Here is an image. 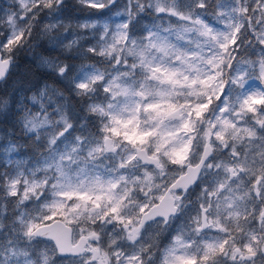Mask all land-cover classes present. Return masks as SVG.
<instances>
[{
    "label": "snow or ice",
    "instance_id": "6c2138e0",
    "mask_svg": "<svg viewBox=\"0 0 264 264\" xmlns=\"http://www.w3.org/2000/svg\"><path fill=\"white\" fill-rule=\"evenodd\" d=\"M78 2L100 17L77 22L86 48L54 35L66 0L0 9V81L37 26L100 58L39 56L65 88L17 102L33 155L0 134V264H264V0Z\"/></svg>",
    "mask_w": 264,
    "mask_h": 264
},
{
    "label": "rangeland",
    "instance_id": "374dc122",
    "mask_svg": "<svg viewBox=\"0 0 264 264\" xmlns=\"http://www.w3.org/2000/svg\"><path fill=\"white\" fill-rule=\"evenodd\" d=\"M119 2L123 3L124 0H119ZM13 4H14V0H0V9H9V6H11ZM69 5H70L69 13H64V16H65V24H68V21H71L70 27L68 28L67 32L65 31L64 28H61L59 30V32L54 33V35H56L62 39L66 36L67 38L64 39V44H67L69 41L74 39L77 35H83V36L87 37L85 39L80 40V45L84 46L85 48L90 44H95L96 41L91 38L90 31L79 29L76 25H77L78 21L83 22L86 19H98V18H100L99 15L97 14V10L88 9V8L84 7L83 5H81L78 2V0H66V6H69ZM65 12H66V10H65ZM82 14H85V16H80ZM90 14H92V15H90ZM0 15H3V13L0 12ZM41 20L43 22H47L44 20L43 16L41 17ZM174 21H175V18H173V22ZM0 33H3V35H0L1 41H3L5 39V37L8 35V28H7L6 24H0ZM30 43L33 45L32 50H28L27 48L20 50L19 53L17 54L16 59L21 54L27 55L28 59H30L40 71L47 72L46 69H44L43 67L40 66L39 56H41V54L38 53L41 50H45L48 53L51 51L57 52V54H59V56H60V57L49 56V58H59L60 60H63L67 63L76 65V63H75L76 58L74 60L68 59L67 56H68L69 52L62 45L57 46L55 41L51 40L49 37H46V36H43L40 34V26H37V28H35L33 30ZM257 51H258V49H257ZM97 58H99V57H97ZM94 63H96V62H94ZM98 66L104 67L106 65L98 64ZM257 83H258V81H253L251 86L252 87H258ZM12 85L13 84L7 85L6 89H4V90H3V87H1L0 88V95L1 94H4L5 96L8 95V92L11 90ZM10 104H11V102H10ZM9 113H10V111H9ZM0 118H1L0 119V134H2L5 131L3 124H4L6 119L3 115H0ZM75 134H79V133L77 132ZM32 155H27L25 153V151L21 149L20 155L16 156L14 154V158L15 159H21V158L28 159ZM4 171H11V166L6 168L4 165L3 156L0 155V172H4ZM194 192L195 193H192L190 198H189L192 201L196 200V197L200 193V188H196V190H194ZM0 193H2V192H0ZM12 199H14V198H12ZM11 207H12V205H11ZM182 222H183V218L181 220L176 221L174 223L173 229L170 230V232H166L161 236L160 240L158 241V243L161 246V250L163 249V247H165L169 244V242L171 240V236L175 235V229L179 228L182 225ZM72 259L73 258L63 259V262H64V264H71Z\"/></svg>",
    "mask_w": 264,
    "mask_h": 264
},
{
    "label": "trees",
    "instance_id": "16d2710c",
    "mask_svg": "<svg viewBox=\"0 0 264 264\" xmlns=\"http://www.w3.org/2000/svg\"><path fill=\"white\" fill-rule=\"evenodd\" d=\"M70 5L66 6V12L69 13ZM80 16H85V14H82ZM151 17L145 18V23H150ZM38 53L41 55L48 57L49 56H56L60 57L57 52L51 51L47 52L45 50H41ZM76 51L73 50L71 53L68 54V59H75ZM100 59L97 57L89 56L87 60L81 61L80 59H76L75 63L77 66H79L82 62L83 63H94L98 62ZM16 66V67H15ZM15 68L10 72L9 77L7 80L0 84V88L3 87V90L6 89V86L9 84H13L11 90L8 92V95L1 94L0 99L8 98L11 102L10 104V113L8 112L7 118L3 124L4 129L7 131L13 132L14 138L18 140V142L21 145H24V148L22 150L25 151L27 155H32L33 153L29 145H31V141L27 139V137L22 133L19 123H17L19 117L17 115V102L20 101L22 97H27L32 95V91H34L36 88L40 87L44 82H47L49 85H52L54 87H57L58 89L63 90L65 88V85L55 79L49 78L47 72L40 71L35 64L28 59L27 55L21 54L16 59ZM27 89H31L32 91H26ZM2 90V91H3ZM25 103H27L29 108H32L30 102L25 100ZM36 109L33 108V111ZM51 111V109H50ZM1 119V118H0ZM79 133V132H78ZM25 148L27 150H25ZM2 195V193H0ZM9 209L11 210V203H9Z\"/></svg>",
    "mask_w": 264,
    "mask_h": 264
},
{
    "label": "water",
    "instance_id": "95a60500",
    "mask_svg": "<svg viewBox=\"0 0 264 264\" xmlns=\"http://www.w3.org/2000/svg\"><path fill=\"white\" fill-rule=\"evenodd\" d=\"M0 41H1V38H0ZM7 78L4 81H0V84L4 83L7 80ZM69 257H71V256H66V257H63V258H69Z\"/></svg>",
    "mask_w": 264,
    "mask_h": 264
}]
</instances>
